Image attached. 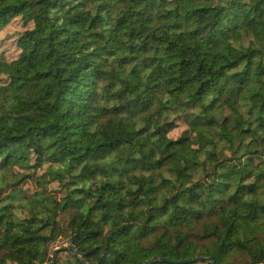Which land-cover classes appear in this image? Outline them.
Listing matches in <instances>:
<instances>
[{"label":"trees","instance_id":"16d2710c","mask_svg":"<svg viewBox=\"0 0 264 264\" xmlns=\"http://www.w3.org/2000/svg\"><path fill=\"white\" fill-rule=\"evenodd\" d=\"M16 17L0 264L60 241L86 264L264 263V0H0V28Z\"/></svg>","mask_w":264,"mask_h":264},{"label":"rangeland","instance_id":"374dc122","mask_svg":"<svg viewBox=\"0 0 264 264\" xmlns=\"http://www.w3.org/2000/svg\"><path fill=\"white\" fill-rule=\"evenodd\" d=\"M211 1L212 0H207V2L209 3ZM8 21H7L8 23H6L4 26L0 28V55H4L7 59H14L18 57L21 52V50L19 49V47L16 45V42H15L17 34H19L20 31L24 30L25 27L22 24V21L18 17L12 18L11 20H8ZM37 65L39 67H44L43 63H38ZM177 122H178V125L169 132V136L174 139H177L189 125V122L185 121L183 118H179ZM189 143L193 146H196L198 144V138L195 133L190 134ZM48 166L46 165L47 168ZM16 168L17 166H14V167H11L9 170H15ZM9 178H7V180ZM24 188L30 189L31 191H28V192H32V190L34 189L33 181L30 180L29 182H27L24 185ZM65 245H66V241H60L55 244L53 249L59 246L64 247Z\"/></svg>","mask_w":264,"mask_h":264},{"label":"water","instance_id":"95a60500","mask_svg":"<svg viewBox=\"0 0 264 264\" xmlns=\"http://www.w3.org/2000/svg\"><path fill=\"white\" fill-rule=\"evenodd\" d=\"M62 248H68V249L73 250L74 253L80 257L81 261L86 264V260H85L84 256L87 253V251L79 250L75 245L69 243L68 241H66V245L64 247H61V246L55 247L52 250V260H51V262H48V263H45V264L52 263L55 260V255H56L57 251L62 249ZM92 249L93 248H91L90 250H92ZM203 260H208L212 264H215L214 260L212 258H210V257H194V258H186V259H181V260H174V259H171V258H168V257H153V258H151L149 260L141 261V262H138L136 264H152V263H154L156 261H168V262H172V263H187V262H196V261H203ZM262 264H264V263H262Z\"/></svg>","mask_w":264,"mask_h":264}]
</instances>
